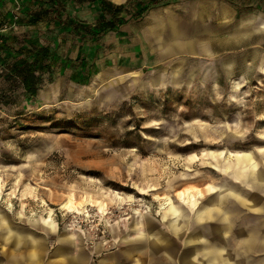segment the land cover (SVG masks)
<instances>
[{
	"label": "rangeland",
	"instance_id": "1",
	"mask_svg": "<svg viewBox=\"0 0 264 264\" xmlns=\"http://www.w3.org/2000/svg\"><path fill=\"white\" fill-rule=\"evenodd\" d=\"M24 2H2V31L10 26L36 33L16 21L25 17ZM72 5H66L71 14L93 21L96 7L87 18ZM41 30L40 40L57 44L63 59L62 33L46 22ZM103 37L83 43L94 70L87 84L71 82L65 71L28 95L7 71L11 59L0 54V215L25 231L36 232L27 221L41 217L50 216L57 227L38 234V247L0 237V254L40 253L44 264H65L55 250L71 236V254L83 253V264H112L115 257L127 264H182L189 231L179 240L161 226L171 240L170 257L147 251L152 244L133 251L120 236L136 213L148 211L158 225V205L166 196L176 202L179 190L198 187L206 197L204 186L218 181L212 174L228 165L229 156L248 151L264 158V42L236 43L229 55L179 53L132 77L99 59ZM163 66L178 67L175 83L139 86ZM105 67L104 80L99 74L91 84ZM68 200L72 210L61 207Z\"/></svg>",
	"mask_w": 264,
	"mask_h": 264
},
{
	"label": "crops",
	"instance_id": "2",
	"mask_svg": "<svg viewBox=\"0 0 264 264\" xmlns=\"http://www.w3.org/2000/svg\"><path fill=\"white\" fill-rule=\"evenodd\" d=\"M109 1L124 4L128 0ZM236 4L253 5L254 9H238ZM93 7L85 4L79 10L88 18ZM43 23L37 25V33L39 30L44 32L41 30ZM243 28H246L245 33H242ZM104 38L107 42L105 47L100 46L99 59L112 62L114 65L109 66L114 67L116 73L127 72L132 77L179 53L202 58L221 52L229 55L235 50L236 43L245 44L252 40L263 44L264 0H161L150 5L141 18L107 33ZM50 48L60 55L57 44H51ZM67 48L68 45L65 52ZM89 54L92 58L91 51ZM60 63L59 60L53 67L51 77L70 72L69 69L61 71ZM110 67L95 73L91 84L99 74L102 82L105 78L103 71ZM177 68L163 66L139 86L164 88L175 83ZM193 75L190 72L188 79ZM228 161V165L213 173L212 177H218V181L204 186L206 197L197 187L190 189L192 198L186 195L185 189L179 190L182 195L176 192V202L166 196L158 205V225L150 221L148 211L133 214L127 226L128 233L121 235L119 240L130 243L129 248L133 251L144 249V244H152L154 246H149L147 251L170 257L171 240L165 231L163 233V226L169 235L179 240L189 231L183 240L186 247L181 254L182 264H263L264 158L253 157L244 151L229 156ZM27 222L36 232L12 227L0 215V237L10 240L14 246L22 243L24 248L38 247V234L44 237L57 229L50 216ZM121 231L124 230L121 228ZM61 239H65L67 245L57 248L55 255L62 256L65 264H83L86 260L83 253L77 257L71 254V236ZM110 261L112 264H127L120 257ZM0 264H44V258L40 253H21L11 258L0 254Z\"/></svg>",
	"mask_w": 264,
	"mask_h": 264
},
{
	"label": "trees",
	"instance_id": "3",
	"mask_svg": "<svg viewBox=\"0 0 264 264\" xmlns=\"http://www.w3.org/2000/svg\"><path fill=\"white\" fill-rule=\"evenodd\" d=\"M4 0H0V5ZM161 0H128L124 4H114L109 0H25L21 5L24 18L17 17V23L29 26L35 31L43 22L52 25V29L62 33L61 44L67 53L63 59L51 50L49 42H42L30 29L21 33L10 26L4 31L0 21V54L11 59L7 71L19 80L24 95L41 89L45 82H51L55 64L61 60L60 69L70 70L69 80L81 85L88 83L94 70L92 58L84 52L86 38L98 39L107 33L116 31L120 26L142 17L150 5ZM73 3L72 9L78 11L85 4L96 7L92 22L77 18L66 5ZM33 30V31H34ZM82 43V45L80 44ZM74 56L72 57V55ZM69 65V66H68ZM47 78H45V77Z\"/></svg>",
	"mask_w": 264,
	"mask_h": 264
},
{
	"label": "bare ground",
	"instance_id": "4",
	"mask_svg": "<svg viewBox=\"0 0 264 264\" xmlns=\"http://www.w3.org/2000/svg\"><path fill=\"white\" fill-rule=\"evenodd\" d=\"M213 175V174H212ZM198 188V187H197ZM192 193V192H191ZM179 194H183V192H180ZM186 195H189V197H191L192 198V194L190 195V190L189 189H187L186 190ZM164 206V205H163ZM62 208H66V209H69V210H72L73 209V205H72V203H71V200H68V202H66V203H64V204H62V206H61ZM85 213H86V211H85Z\"/></svg>",
	"mask_w": 264,
	"mask_h": 264
}]
</instances>
